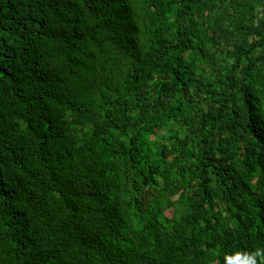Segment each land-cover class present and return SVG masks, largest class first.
<instances>
[{"label":"trees","instance_id":"obj_1","mask_svg":"<svg viewBox=\"0 0 264 264\" xmlns=\"http://www.w3.org/2000/svg\"><path fill=\"white\" fill-rule=\"evenodd\" d=\"M264 264V0H0V264Z\"/></svg>","mask_w":264,"mask_h":264},{"label":"clouds","instance_id":"obj_2","mask_svg":"<svg viewBox=\"0 0 264 264\" xmlns=\"http://www.w3.org/2000/svg\"><path fill=\"white\" fill-rule=\"evenodd\" d=\"M214 263H219V261H214V262H212L211 264H214Z\"/></svg>","mask_w":264,"mask_h":264}]
</instances>
